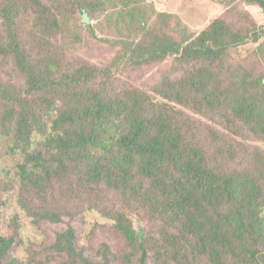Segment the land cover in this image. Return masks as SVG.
<instances>
[{
  "label": "trees",
  "instance_id": "16d2710c",
  "mask_svg": "<svg viewBox=\"0 0 264 264\" xmlns=\"http://www.w3.org/2000/svg\"><path fill=\"white\" fill-rule=\"evenodd\" d=\"M28 1L35 14L47 15L36 17L42 27L58 25L54 12L45 10L40 0ZM57 1L62 6V0ZM243 1L257 5L264 16V0ZM95 3L75 0L70 12L76 10L86 23L90 19L86 7L94 10ZM17 9L13 0L12 7H2L0 12V58L13 62L24 84L14 89L10 83L0 82V137L7 144L6 155L15 162L19 185L42 196L56 182L63 184L75 177L80 185L95 186L105 194L118 191L123 198H135L139 193L153 214L150 218L154 226L145 237L133 227L129 202L118 207L104 199L113 204L108 218L127 242L125 249L128 247L132 254L128 253L130 264L177 263L174 259L185 256L186 241L191 250L184 264L189 258L199 257L209 264H264L262 170L249 165L243 168L245 172L213 167L205 158L202 144L188 137L189 130L182 132L170 115L172 109L165 107L156 114L155 104L147 95L111 97L104 91L108 81L103 74L104 88L94 86L98 69L89 63L74 70L58 66L64 49L53 53L54 65L38 70L17 39ZM4 35L10 40L7 44ZM33 37L38 39L37 35ZM40 37L48 39L45 33ZM248 42L264 46V17L260 23L252 18L238 31L218 18L208 29L179 42L165 32L154 37L149 49H135L141 63L176 57L201 64L189 68L190 76L196 73L198 77L192 99L211 100L226 86V91L221 92L223 132L235 135L236 143L247 135L250 147L263 149L264 77H259L256 85L245 86L222 81L215 71L224 54ZM33 98L43 101L42 105L31 104ZM242 124L247 130H238ZM0 175L8 179L10 173ZM37 214L40 219L58 221L52 213ZM11 246V238L0 237V264H19L11 256ZM54 249L56 257L39 258L36 264H50L54 259L57 264H73L77 255L79 259L83 256L76 248L72 228L56 236ZM105 251L111 253L106 245ZM43 258L48 259L46 263ZM79 262L109 264L108 260Z\"/></svg>",
  "mask_w": 264,
  "mask_h": 264
},
{
  "label": "rangeland",
  "instance_id": "374dc122",
  "mask_svg": "<svg viewBox=\"0 0 264 264\" xmlns=\"http://www.w3.org/2000/svg\"><path fill=\"white\" fill-rule=\"evenodd\" d=\"M12 1L0 0V12L2 7H12ZM15 1L18 5L17 39L38 70L54 65L53 53L64 49L58 66L74 70L84 62L89 63L90 67L98 69L94 86L104 88L103 74L108 81L104 91L111 97L147 95L155 104L156 114H161L165 107L172 109L170 115L182 132L189 130L188 137L202 144L205 158L213 167L218 166L227 172L244 171L243 168L249 165L262 170L264 179V147H250L247 135L236 143L235 135L223 132L225 113L222 112L221 92H225L227 87L223 86L211 100L192 99L196 91L194 83L198 79L196 73L190 76L192 70L189 71V68L195 67L194 61L187 63L168 57L141 63L135 49L136 46L149 49L154 37L165 32L174 42H179L181 38L208 29L218 18L238 31L249 25L252 18L259 23L263 21L264 16L257 5L243 0H95L94 10L86 7L90 19L84 23L76 10L70 12L75 0H62V6L57 0H40L46 6L45 10L54 12L58 20V25L49 28L42 27L36 20L38 15L46 17V14H35L28 0ZM2 31L0 22V35ZM41 33L47 34L48 39H42ZM33 35H37L38 39H34ZM4 38L7 44L10 40L7 35ZM258 45L248 42L230 49L219 60V66H215V71L220 73L217 77L245 86L256 85L257 79L264 77V46ZM199 66L202 65L197 63L196 67ZM0 82H8L14 89L24 84V78L13 62L5 57L0 58ZM190 90L191 94L187 97ZM34 102L40 106L43 103L38 98L30 100L31 104ZM146 109L152 115L148 105ZM1 122L0 117V125ZM245 126L242 124L238 130H247ZM6 146L5 140L0 137V173H10L8 179L0 175V237L12 239L11 256L17 258L19 264H36L39 258L56 257L53 255L55 238L69 228L75 231L76 248L83 254L81 259L77 255L73 264H83L79 260L130 264L132 254L128 247L125 249L127 242L108 218L113 204L105 200L118 207L122 202H129L128 212L133 227L145 237L154 226L150 218L153 214L149 204L140 199L139 193L136 199L123 198L118 191L105 194V190L98 191L95 186L80 185L73 177L63 184L56 182L53 189L39 196L19 185L15 162L6 155ZM66 184L69 186L64 192ZM39 211L57 215L58 221L40 219ZM184 244L185 256L174 259L177 263L172 264H179L177 260H181L182 264L186 262L191 245L187 241ZM105 245L110 248V254L105 251ZM42 260L46 263L48 259ZM56 260L50 264H57ZM194 260L189 258L186 264H209L205 258Z\"/></svg>",
  "mask_w": 264,
  "mask_h": 264
}]
</instances>
